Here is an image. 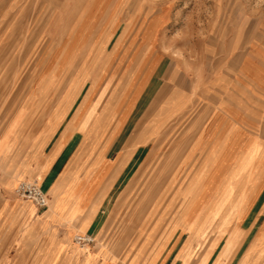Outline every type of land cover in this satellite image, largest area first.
<instances>
[{
    "label": "rangeland",
    "instance_id": "rangeland-1",
    "mask_svg": "<svg viewBox=\"0 0 264 264\" xmlns=\"http://www.w3.org/2000/svg\"><path fill=\"white\" fill-rule=\"evenodd\" d=\"M85 105V126L100 116V130L65 174L74 189L87 174L97 181L98 151L112 158L159 124L130 174L157 150L154 204L120 205L125 181L101 208L109 264L181 252L184 206L202 214L207 241L233 253L247 233L246 264L264 256V0H0V128L26 113L22 158L80 122Z\"/></svg>",
    "mask_w": 264,
    "mask_h": 264
},
{
    "label": "crops",
    "instance_id": "crops-1",
    "mask_svg": "<svg viewBox=\"0 0 264 264\" xmlns=\"http://www.w3.org/2000/svg\"><path fill=\"white\" fill-rule=\"evenodd\" d=\"M72 98L67 97L65 104L72 103ZM86 105L78 115L80 122L76 124L75 121L71 129L64 128L58 138L55 136L57 130L45 146L42 145L41 138L34 150L23 158L18 141L28 128L24 123L26 113L19 110L0 128V264H109L107 258L110 250L99 239L102 235L100 214L115 187L126 181L122 191L124 193H121L118 200L120 205L130 203L135 198L140 200L135 209L144 202L153 203V196L164 181L163 163L156 154L157 150L153 148L130 176L139 161L137 154L142 145L131 149L128 141L119 148H114L112 158L109 157V148L98 151L97 156L100 155L102 159L92 170V173H99L93 186L89 185L88 174L77 189H74L75 183L64 180L65 174L74 167L72 161L80 153L83 156L91 135L96 129L97 132L100 130V116L95 118L92 128L85 126L86 117L90 114L89 109L84 112ZM59 114L60 112L56 115ZM158 125L151 119L142 129L137 128L136 132H145V144H148L157 133ZM76 131H81L82 136L78 137ZM87 168L84 165L82 169ZM83 173L82 170L80 174ZM38 174L42 177L39 185L48 198L47 209H39L33 202L18 198L14 193L18 181H27ZM190 207L192 208L184 206L178 222L180 230L188 233L181 252L172 256L164 252L160 256L152 255L145 264L248 262L245 254L254 240H247V233L239 232L237 248L233 253L228 252L226 249L230 246L225 241L223 244L220 239L207 241L209 235H202V214H194ZM113 214L114 212L111 215ZM78 221L79 232H76L75 225ZM212 231L210 229V233ZM84 233L95 238L97 248L79 249L73 237ZM257 263L264 264V256L255 264Z\"/></svg>",
    "mask_w": 264,
    "mask_h": 264
},
{
    "label": "built area",
    "instance_id": "built-area-1",
    "mask_svg": "<svg viewBox=\"0 0 264 264\" xmlns=\"http://www.w3.org/2000/svg\"><path fill=\"white\" fill-rule=\"evenodd\" d=\"M14 192L18 197L33 202L39 209L48 208V198L37 180L19 182L15 186ZM73 241L80 247H92L96 243L92 235L85 233L75 235Z\"/></svg>",
    "mask_w": 264,
    "mask_h": 264
},
{
    "label": "bare ground",
    "instance_id": "bare-ground-1",
    "mask_svg": "<svg viewBox=\"0 0 264 264\" xmlns=\"http://www.w3.org/2000/svg\"><path fill=\"white\" fill-rule=\"evenodd\" d=\"M153 123V122H152ZM151 125V124H150ZM147 127V126H146ZM150 128V127H149ZM146 135L145 132L142 133H137L136 130L134 131V133L132 134L131 138L128 140V144L131 147L140 145V144H145L146 143ZM143 165V164H142ZM8 166V165H7ZM11 178V177H10ZM41 178L38 180V183L40 182ZM21 182V181H20ZM77 182V181H76ZM124 193V192H123ZM122 193V194H123ZM52 194V193H51ZM69 195V194H68ZM53 196V195H52ZM79 223L80 221L76 222V227H75V231L77 232L79 229ZM79 232V231H78ZM81 232V231H80ZM78 235V234H77ZM100 244V243H99ZM78 246V245H77ZM80 250H86L88 247H80L78 246Z\"/></svg>",
    "mask_w": 264,
    "mask_h": 264
}]
</instances>
